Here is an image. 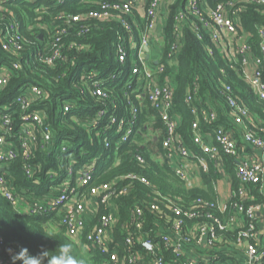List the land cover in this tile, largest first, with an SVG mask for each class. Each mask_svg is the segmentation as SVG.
<instances>
[{
    "label": "built area",
    "instance_id": "built-area-1",
    "mask_svg": "<svg viewBox=\"0 0 264 264\" xmlns=\"http://www.w3.org/2000/svg\"><path fill=\"white\" fill-rule=\"evenodd\" d=\"M250 4L264 5V0H227L214 6L209 0H95L90 10L60 15L63 21L48 35L46 43L52 54L43 59L48 64L60 59L61 40L69 33L85 35L103 22H119L123 31L119 32L115 42L116 60L121 65L131 64L129 78L123 82L121 70L107 76L98 70H83L77 77L83 85L81 93L95 99V108L87 115H78L79 111L72 112L75 103L66 100L63 113L70 114L73 122L82 123L87 130L103 139L107 148L114 146L115 153L123 144L135 141L141 134L145 141H137V144L140 147L149 145L153 160L163 166L168 165L188 189L197 188V183L201 189H207L205 177L214 172L215 199L200 196L184 204L182 197L164 194L147 175L134 171L100 181L96 163L101 155L77 167L74 166L77 162L75 152H68L63 146L62 152L68 154L69 162L67 173L62 175L64 178L53 195L44 201L27 202V209L22 210L26 200L10 186L5 168L8 160L22 155L26 173L33 176L38 167L37 163L31 162L36 149L51 150L53 132L46 111H29L33 102L45 97L38 86L28 88L16 98L21 107V124L17 131L21 143L18 146L7 141V136L16 130L15 119L10 112L2 116L0 192L20 211L35 215L49 210L56 212L58 223L55 229L64 227L69 239L85 251L105 255L104 264H235L234 249L237 247L244 249L249 264H263L264 201L258 199V195H264L262 119L234 96L230 85H225L222 93L229 103L231 122L206 130L204 123L218 121L219 114L209 101L196 105L199 85L195 82L185 97L195 115L192 130L197 149H191L178 132L181 115L174 106V85L169 77L163 83L159 78L165 65L167 68L178 64L187 25L200 39L208 34L228 60V65L237 70L254 94L264 100V25L258 28L256 52L254 37L242 22L243 13ZM171 14L174 19L173 40H168L165 29ZM138 16L145 20V27L139 34L135 30L140 28L135 21ZM4 20L0 12L3 49L19 53L23 48L18 43L22 39L18 22L11 17L2 26L1 21ZM159 37L165 43H157V48H154L153 44ZM169 44L167 51L165 47ZM78 48L86 50L89 46L79 43ZM208 50L214 55L212 47ZM16 67L17 63L13 65L14 69ZM12 71L10 67L1 68L0 89L7 85ZM114 84L134 87L128 90L135 93L137 100L125 90L123 93L127 100L124 106H119L113 99L106 102L110 86ZM147 101L164 124L162 136L151 127H146L144 133L139 128L140 115ZM81 113L84 114L83 111ZM133 156L142 169L151 166L138 149ZM231 166L233 176L229 172ZM196 167L198 174L195 173ZM221 183L228 188L226 196L221 194ZM139 185L148 190L143 191V195L135 199L124 213L123 200L138 190ZM14 253L0 233V264H9L3 254ZM221 254H225L227 261L221 259Z\"/></svg>",
    "mask_w": 264,
    "mask_h": 264
},
{
    "label": "trees",
    "instance_id": "trees-1",
    "mask_svg": "<svg viewBox=\"0 0 264 264\" xmlns=\"http://www.w3.org/2000/svg\"><path fill=\"white\" fill-rule=\"evenodd\" d=\"M93 1L95 0H3L0 4L4 9L0 12L5 17V20L1 21L2 26L8 23L9 18H16L22 33V39L18 43L23 48L19 53L5 51L0 33V70L4 66L13 70L7 85L0 89V134L2 116L10 112L15 119L16 130L12 135L7 136V141L14 142L17 146L21 143L17 132L21 124V107L16 102V98L32 86L40 87L45 97L33 102L29 111L41 109L46 111L53 132L51 150L44 151L38 147L35 151L31 162L37 163L38 167L33 176L26 173V162L22 155L7 161L5 173L10 186L22 195L24 201L34 203L38 200H46L53 195L56 186L64 178L62 175L68 171V154L62 152L63 146H66L68 152H75L77 162L74 166L77 167L82 162L92 161L101 155L96 163L100 181H108L118 175L134 171L147 175L164 194L182 197L184 204L200 196L215 199L214 172L205 177L207 189H188L168 165L163 166L159 161L153 160L149 145L140 147L137 144V141H145L141 134L136 136L135 141L123 144L115 153L114 146L107 148L103 144V139H99L94 132L87 130L82 123L73 122L69 118L70 114L63 113L66 100L75 103L72 112L79 111L78 115H87L95 108V99L90 95L83 96L81 93L83 85L77 77L83 70L85 72L98 70L106 76L121 70L124 75L122 81L125 82L129 78L131 64L121 65L116 60L115 42L119 32L123 31L122 25L116 21L103 22L89 34L69 33L60 43L61 58L54 64H48L43 60L52 54L46 43L48 35L50 36L56 25L63 21L60 15L90 10L94 7ZM222 1L227 0H209L213 6ZM129 18L133 20L127 17ZM135 21L140 25L139 29L135 28L139 34L145 27V20L138 16ZM242 22L246 30L253 35L255 51L258 52V28L264 25V5H248L243 13ZM173 24L174 19L171 14L165 29L168 40H173ZM184 35V45L179 53L178 64L167 68L165 65V70L159 78L163 83L169 77L174 85V106L176 112L181 115L178 132L185 143L191 149H197L192 130L195 115L185 101L188 91L194 88L195 82L199 85L196 105L201 106L209 101L219 114L218 121L204 123L203 127L206 130L231 122L229 103L222 93L225 85H230L234 96L247 105L251 113L259 116L264 124V100L254 94L250 85L237 73V70L228 65V60L216 48L209 35L204 34V39H200L187 25L184 28ZM72 41L76 43H71ZM79 43L87 44L89 48L80 50ZM209 47L213 48L214 55L210 54ZM169 48L170 44L165 47L167 51ZM165 59L166 51L163 60ZM15 63L18 67L14 69ZM134 85L136 86L135 83ZM129 88L135 89L126 84L110 86L109 98L105 101L111 102L113 99L119 106H124L127 100L123 93L125 90L136 101L135 93L132 94ZM82 111L84 114L81 113ZM149 125L160 136L165 133L161 118L147 101L140 115L139 128L144 133ZM161 139L158 140V145ZM137 149L150 162V167L142 169L134 160L133 155ZM118 159L120 162L115 163ZM229 172L234 175L233 166L229 168ZM146 190L147 187L139 185L138 190L123 200L124 213ZM258 199L264 201V195H258ZM57 218L56 212L50 210L41 215L20 211L0 192V233L5 244L15 251L14 254H3L9 260V264H104L105 255L85 251L69 239L64 227L59 226V229L51 231L49 225L58 221ZM224 257L225 254H221V259ZM223 261H227V258Z\"/></svg>",
    "mask_w": 264,
    "mask_h": 264
},
{
    "label": "crops",
    "instance_id": "crops-1",
    "mask_svg": "<svg viewBox=\"0 0 264 264\" xmlns=\"http://www.w3.org/2000/svg\"><path fill=\"white\" fill-rule=\"evenodd\" d=\"M144 107H145V105H144ZM148 127L150 128L151 125H149ZM195 173L196 174L199 173V169L197 167L195 168ZM197 184H198V187L197 188H200L201 189V187L199 186L200 183H197ZM220 191H221V194L223 196H226L227 195L228 188H227V186L224 183H221L220 184ZM27 202L28 201H25L24 202V204H23L24 207L22 208V210L27 209ZM56 223H58V221H54L53 224H50L49 225L51 231L54 230L55 228H57L56 227ZM234 251H235V256H234V262H235V264H249V261H248V258H247V255H246L244 249H242L241 247H237L236 249H234Z\"/></svg>",
    "mask_w": 264,
    "mask_h": 264
},
{
    "label": "rangeland",
    "instance_id": "rangeland-1",
    "mask_svg": "<svg viewBox=\"0 0 264 264\" xmlns=\"http://www.w3.org/2000/svg\"><path fill=\"white\" fill-rule=\"evenodd\" d=\"M163 32H164V29L162 30V33H159V36H161V35L163 34ZM157 43H159V44H164L165 41H164L163 38L159 37L158 40L153 44V47H154V48H157ZM153 47H152V48H153ZM154 53L156 54L155 51H154ZM158 57H160V56L158 55ZM52 224H53V223H52Z\"/></svg>",
    "mask_w": 264,
    "mask_h": 264
},
{
    "label": "water",
    "instance_id": "water-1",
    "mask_svg": "<svg viewBox=\"0 0 264 264\" xmlns=\"http://www.w3.org/2000/svg\"><path fill=\"white\" fill-rule=\"evenodd\" d=\"M146 50H149V48L147 47ZM147 57H149V54H147Z\"/></svg>",
    "mask_w": 264,
    "mask_h": 264
}]
</instances>
